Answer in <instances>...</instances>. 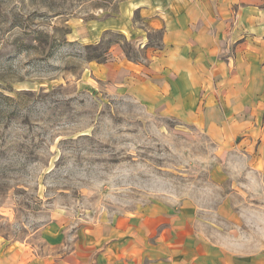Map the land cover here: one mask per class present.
Returning <instances> with one entry per match:
<instances>
[{"label":"rangeland","instance_id":"rangeland-1","mask_svg":"<svg viewBox=\"0 0 264 264\" xmlns=\"http://www.w3.org/2000/svg\"><path fill=\"white\" fill-rule=\"evenodd\" d=\"M168 3L0 0V263L59 258L79 232L158 204L198 206L221 241L222 204L264 219L263 173L135 95L123 48L147 64Z\"/></svg>","mask_w":264,"mask_h":264},{"label":"crops","instance_id":"crops-1","mask_svg":"<svg viewBox=\"0 0 264 264\" xmlns=\"http://www.w3.org/2000/svg\"><path fill=\"white\" fill-rule=\"evenodd\" d=\"M159 15L162 48L124 64L136 97L264 174V0H169ZM234 207L217 210L222 241L200 230L198 206L158 204L79 232L59 258L15 264H264V219Z\"/></svg>","mask_w":264,"mask_h":264},{"label":"trees","instance_id":"trees-1","mask_svg":"<svg viewBox=\"0 0 264 264\" xmlns=\"http://www.w3.org/2000/svg\"><path fill=\"white\" fill-rule=\"evenodd\" d=\"M160 33H161V39H162V31H160ZM107 36H109L110 38H112V41L110 42V40H109V44H111V46L112 45H114V44H119V43H124L122 40L123 39H126L125 38V36L124 35H122V34H115V33H110V34H107L106 35V37ZM126 41V40H125ZM104 42V40L102 41V42H100L99 44H97V45H95V46H89V48H93V49H95V50H98V49H100V47H102L103 46V43ZM127 45H129V47H130V49H132V50H135L136 51V49L132 46V44H130L128 41H127ZM109 46H105L104 48H103V51L101 52V53H99V54H94V56H92V60L93 61H100L101 59H103L104 57H105V55H106V53L108 52V50H109V48H108ZM149 47H153L152 45H150V44H147L146 46H145V48H149ZM162 48V44H160V46H159V49H161ZM124 49V51H125V53H126V55H127V57L130 59V60H132L131 59V57H130V55H129V50L127 49V48H123ZM138 52H141L140 50L138 51ZM143 52L145 53V49L143 50ZM142 52V53H143ZM132 61H138V59H134V60H132Z\"/></svg>","mask_w":264,"mask_h":264}]
</instances>
